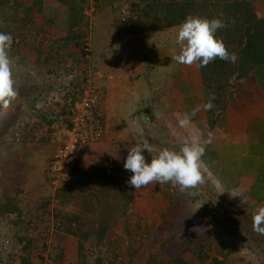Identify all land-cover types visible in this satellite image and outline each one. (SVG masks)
I'll return each mask as SVG.
<instances>
[{"label": "crops", "instance_id": "0c3cea01", "mask_svg": "<svg viewBox=\"0 0 264 264\" xmlns=\"http://www.w3.org/2000/svg\"><path fill=\"white\" fill-rule=\"evenodd\" d=\"M177 30L178 27H171L121 36L119 44L109 46L104 42L105 49L94 51L95 60H99L98 66L110 78L104 83L101 94L103 138L85 148L92 153L93 146L99 143L106 151L104 162L107 163L110 148L114 145L147 139L156 149L169 148L178 151L186 138L199 134L201 140H204L211 131L212 142L206 147L203 157L205 178L219 197L246 213L254 214L258 207L264 205V62L255 64L247 78L230 81V87L221 95L214 92L215 100L212 102L215 107L205 111L203 106L209 101L210 95L204 88L200 67L178 64L171 60L169 55L171 49L179 50V45L176 44ZM23 56L24 54L17 61L20 62ZM40 68L43 70V67ZM41 75H37V82L34 79L29 83H47L48 80ZM28 80L30 79L21 80L18 84L21 86L17 88L19 95L5 113L6 117L16 119L13 122L14 127L23 133V139L12 140L8 132H13L14 128L12 130V127H9L7 135L0 138V151L7 150L4 151L5 157H15L19 146L21 152L32 150V156L26 159L28 164L40 168L41 164L46 162L45 167L51 175L50 162L54 148L51 145L49 128L51 124L60 122L65 115L61 114L62 107L58 103L45 106L40 101L44 92L38 97L42 110L38 104L34 105L32 91L35 88L30 90L29 87H23ZM196 107L201 110L192 117L191 124L186 128L180 127L178 121L182 115L191 113ZM136 113L140 116L139 121L134 117ZM126 116H129L126 119L129 118L130 123L124 127ZM1 122L0 119V124ZM10 124L7 126H11ZM137 132L142 134L136 139ZM31 134L46 136L48 142H41L47 145L45 149L33 143L29 136ZM48 148L51 151L46 154ZM43 153L46 155V161L38 164L32 161ZM42 171H45L44 167ZM35 174L25 181L30 183L39 176L38 180L41 182L46 177L43 172ZM169 185L171 184H160L161 188L155 185L156 193L148 196L151 198L150 202H155L152 204L154 208L160 207L158 198L162 193L161 189L171 190ZM18 187L15 185L14 190ZM178 196L179 199L173 208L180 204L190 217L196 219L195 223H188V218H185L181 224H172L171 220L165 221L166 224H157V217H153V208L141 206L140 210H137L138 217H141L140 224H149L151 229L146 244L150 247V252L143 258L148 264L156 262L158 257L161 259L159 263L164 264L188 253L195 245H211V227L201 223L193 205L188 206L192 204L190 198H186L185 194ZM167 204L169 205L170 201ZM167 204L165 202V205ZM194 228L199 231H194ZM66 250L67 248L64 249L65 254ZM140 253L141 251L138 255ZM135 259L137 260V257Z\"/></svg>", "mask_w": 264, "mask_h": 264}, {"label": "rangeland", "instance_id": "374dc122", "mask_svg": "<svg viewBox=\"0 0 264 264\" xmlns=\"http://www.w3.org/2000/svg\"><path fill=\"white\" fill-rule=\"evenodd\" d=\"M21 1L22 3L30 6L33 12L36 11L35 4L37 0ZM137 1L139 0H100L99 2L96 0H86V4H84L83 9L84 13L82 15L83 24L85 25V31L83 34L86 36L85 34L87 33L90 47L92 45L91 48L93 49L94 59V61H92L93 66H97L99 64V60H95L94 51H101L102 48L105 49L106 43H108L109 46H115L116 44L120 43L122 37L118 36L116 30L117 26H121L120 22H122V8L126 7L132 10V5L137 3ZM262 9H264V5L262 6ZM9 14H6V16L0 15V26L8 27L10 24L13 28L11 30L6 29L5 33L11 34L13 40L15 37V41L9 50V56L13 61L12 71L13 78L16 82L15 86L19 89L21 86L18 84H20L21 80L28 79L25 76L22 79V76L25 73H28L27 71L30 70L31 67L35 71H33L34 74L32 76L31 74L29 76H31V78L33 77L32 80L35 79V82H37V75H41L47 69L43 68L42 70V68H40V66L43 67V65H40L41 59L38 57L39 53L35 50L37 45L39 43L42 44L44 50L46 52H50L49 49L51 45L56 47V44L60 43L58 42L59 40L65 42V37L69 34L68 9L61 2L55 0H45L41 13H34L35 24L27 26V28L22 27L21 23H19V16L22 15L21 13L19 14L17 12L16 14ZM14 18L16 19L13 21ZM66 49L68 48H64L61 51L62 54L66 51ZM22 54H24V56L21 58V61H17V59ZM22 59L26 61L24 62ZM65 68H68L69 70L71 69V67L68 66ZM74 74L71 75L72 78ZM78 78L79 79H76V82L79 81L78 83L80 84L82 79L79 76ZM32 80L25 82L26 85H23V87L28 88L30 85H32V83H29L32 82ZM51 82L54 83L53 86L55 87L56 84H58V86L60 84L56 78H51L50 83ZM39 85L41 86V84ZM32 92L34 94L33 96L38 93H36V89ZM54 92L55 91H53V93ZM5 113L6 111L0 110V119L2 120L0 124L1 139L7 135V129L9 127H12V129L14 128L13 122L16 120L14 117H6ZM41 115L44 116V114ZM127 117L129 116L125 117L126 121L123 124L124 127L130 123L128 121L129 118L126 119ZM134 117L137 121H139L140 116H138L137 113ZM9 124L11 126H7ZM140 125L141 129L143 130V123L141 122ZM128 127H130V125ZM141 134L142 133L137 132L136 139L141 136ZM12 140H9V142H12ZM33 143L36 142L33 141ZM37 144L43 148L47 146L41 142ZM51 145L53 148H55L54 143L51 142ZM46 150L48 152L46 154H49L51 151L50 148ZM4 151L7 150L2 149L0 151V203L15 193V185L19 186L21 191L18 199L21 200L24 216L27 218L36 216V222L33 220L34 224L36 225L34 230L27 233L24 227V222V225L18 229L16 233L17 238L14 241L19 243L21 236H27L29 233L32 235L35 243H37V247H31L32 249L30 248L32 250L30 256L34 262L33 264H58V256L55 249L59 242L64 245V249L67 248V253L65 254L67 255V258L61 260V264H96L97 255L103 259L101 264H148L147 261L143 260V258L145 257L146 253L150 252V247L146 244H148L151 229L148 226L149 224H140L141 217H138L139 211L137 210H140L141 206H144V208H153L155 212L153 217H157V224H166L165 221L167 222L168 220L173 221L172 224H175L176 222H178L177 224H181L182 221H185V217H181L187 214V212L184 211L180 204L176 205L174 208L171 202V204H167L168 201L173 200L176 198L175 196L179 194H185L187 196L186 198H190L192 204H188V206L193 205V209H197L196 213H198L201 223L208 224V226L211 227L213 232V238L211 242L213 255L219 256V254H222L223 252L227 254V259L229 262H232L233 264H264V235H259L253 231L252 217L254 214L246 213L244 210L239 208L236 209V207L233 205H228L229 203L223 198L219 197L216 193L210 195L207 192L204 197H200L196 195L193 189L181 191L178 186L173 187L172 185H169V189L171 190L166 191L165 189H161L162 193L158 198L160 200V202L158 200L160 207L154 208L152 204H155V202H150L151 198L148 196L156 193L157 188H155V185H158V188H161L159 186L160 184H151L146 188L136 192V190L127 183L131 173L122 167L116 169L115 172L121 175L123 174L125 183L127 184V189L129 188V190L134 193V200L131 204L128 214L129 218L127 221L121 220L118 222V224L123 225L112 226L107 236H105L103 241L100 243L93 242L92 239L83 240L78 236L66 234L67 228L64 227L59 230L55 227V220L57 218H63V214L66 211H77L79 208L73 207V204L69 205L65 203V198L63 197L60 198L62 201H57L55 198L59 191L69 189L71 185H79V182H76L78 181L77 177L69 174L65 180L55 182L52 176L48 174V168L45 167L46 162L41 164L42 166L40 168L28 164L26 159L32 156L30 154L33 153L32 150L29 152H27V150H23V152H21L19 146L16 149L17 152L15 157L12 155L5 157ZM105 153L106 151L102 149L99 143L93 146L92 153L84 148L77 158L74 166L81 165L85 168V170H92L94 167L105 165L106 161L104 162V159L107 156ZM32 161L36 162V164L46 161L45 153L41 154L39 158L33 159ZM47 162L49 163V160ZM42 167H44L45 171H42ZM122 169L124 171H122ZM39 172L46 173V177L42 179L41 182L38 180L39 176H37L36 180H31L30 183L25 181L33 173L38 174ZM9 180H11L12 183L9 182ZM54 195V201H50L49 203H52L51 206L40 208L41 202L42 204L46 203V200L52 199V196ZM165 202L167 205H165ZM215 207L218 208V212L214 211ZM40 210H43V214L41 216L37 215L36 213ZM234 210H237V212ZM157 215H159L160 218ZM12 219L14 218H11L10 216L0 217V244L6 250L10 248V244H7L6 242L8 240L7 234L11 233L12 235V230L15 231V229H10ZM134 220H137V222ZM144 221L145 220L143 219V222ZM65 223L67 224V222ZM125 226H129V228L125 229ZM44 241H46L47 248H49L47 250L42 248ZM81 242L84 245L82 254L83 258H81L80 254L79 244ZM141 242H143V246L140 250L141 253L139 255L137 253L132 258V260H129V256L131 254L130 251L132 250L130 248L134 245L137 246ZM76 248L78 250L77 253ZM19 256V251H12L11 253L7 254V258L15 259V264L22 263V260ZM136 257L137 260L135 259ZM113 258L116 259L115 262ZM187 258L190 264H200L199 261L196 260V258L191 254H188ZM133 259H135V263ZM159 262H161V259L158 257L157 261L153 262V264H160Z\"/></svg>", "mask_w": 264, "mask_h": 264}, {"label": "trees", "instance_id": "16d2710c", "mask_svg": "<svg viewBox=\"0 0 264 264\" xmlns=\"http://www.w3.org/2000/svg\"><path fill=\"white\" fill-rule=\"evenodd\" d=\"M44 1L45 0L36 1V13H41ZM55 1L63 3L68 9L69 34L65 37V42L57 40L60 43L56 42L58 43L56 47L51 45L49 49L50 52H46L43 45L40 43L37 45V48H35L39 53L38 57L41 59L40 65H43V68H47L45 71L47 73L44 72L42 76L48 80L47 83L41 86L34 82L29 86V88H31L30 90L35 88L36 93L38 92L33 96L32 103L34 105L38 104L40 110H42L40 101L46 104L47 100L45 95L51 96L53 94L54 83H50L49 79L53 76L57 77L62 69H66L65 67L67 66L73 67L74 64L79 66L78 69L80 71V65L83 61H87L86 54L88 53H91V61H94L93 49L91 48L92 45L90 47L87 33L85 34L86 36L83 34L85 25L83 24L82 15L84 13L83 9L86 0ZM96 1L99 2L100 0ZM23 4L21 0H0V15L6 16V14L9 13H21L22 15L19 16V23H21L22 27L27 28V26L35 24V12H33L30 6ZM263 5V0H142L132 5L133 9H129L131 15L128 18L124 21L121 18V26H117L116 32L118 36L121 37L141 33L143 31L178 27L188 15L209 19L222 18L227 26L218 30L216 35L223 39L228 51L237 53L239 58L236 63L226 62L217 58L209 63L207 67H200L206 92L209 95L214 92L221 95L230 87V81L236 82L247 78L255 64L264 62ZM15 19L16 18H14L13 21ZM6 29L11 30L13 28L10 24L8 27L0 26V32L5 33ZM14 41L15 37L13 43ZM64 48L68 49L62 54L61 51ZM94 67L99 66L97 65ZM33 71L35 70L32 69L27 71L28 73H25L22 77L25 76L32 80L33 77L31 78V76L34 74ZM30 74L31 76H29ZM78 76L85 77L75 74L71 79L72 82L70 83V87L73 92V101L77 99V95L83 86L82 81L80 84L78 83L79 81L76 82V79H79ZM63 88L65 89L64 85ZM40 95L41 98L39 101L38 97ZM62 109L61 114H64L67 116L65 118H68L69 116L66 110ZM27 125L28 123H26V127ZM8 133L11 135L12 139H23V133L15 127L13 132L10 131ZM29 136H31L32 141L36 142V144L44 141L48 142L46 136L43 134L39 136L31 134ZM134 144L135 143H126L119 146H111L108 162L105 163V165L94 167L92 170H85L81 165L72 167L70 175L72 174V176L77 177L78 181L76 182H79V185H71L69 189L59 191V193L56 194L55 200L62 201L60 198L63 197L65 198V203L69 205L73 204V207H78L79 209L77 211H66L63 214V218H57L55 220L56 228L61 230L65 227L67 228L66 234L78 236L83 240L92 239L93 242L100 243L105 236H107L112 226L123 225L118 224L121 220L127 221L131 204L134 200V193L129 190V188L127 189V184L125 180H123V174L116 173L115 170L120 167L125 169L123 163L128 155V149L134 146ZM144 155L146 160L150 162L151 155L147 152H145ZM20 191L19 187L16 188L15 193L11 195V197L0 203V217L10 216L14 218L12 219L10 229H15V231L12 230V235L11 233L7 234L8 240L6 242L10 244V248L6 250L0 244V264L16 263L14 258H7V254L12 251H19V257L22 260L20 264L34 263L30 254L32 253L31 249L37 247V243H35L32 235L29 233L27 236H21L19 243L14 241L17 238L16 233L18 229L24 225V222L27 233L34 230L36 225L33 221L35 220L36 222V216L31 218L24 216L21 200L18 199ZM193 191L200 197H204L207 192L210 195L216 193L213 186L206 178L205 183L193 189ZM54 197L55 195L52 196V199L46 200L44 204L41 202L40 208L51 206L52 203H49L50 201H54ZM175 197L176 198L170 201L172 205L179 199L178 195ZM228 205L231 204L229 203ZM214 211L218 212V208L215 207ZM234 211L237 212V210ZM184 217L188 218V223H195L196 221L195 218L190 217L188 214H185ZM65 222H67V224ZM128 228L129 226H125V229ZM42 245L44 250L49 249L47 248L46 241H44ZM79 245L81 258H83L84 245L82 242ZM142 246L143 242L130 248L132 250L130 251L129 260H132V258L140 252ZM55 250L58 256V264H61L62 262L60 261L65 258L64 245L59 242ZM188 253L195 257L200 264H233L229 262L227 254L223 252L219 254V256L213 255L211 245L192 246ZM188 253L179 255L164 264H190L187 258ZM113 260L114 262L116 261L115 258H113ZM101 262H103V259L97 255L96 264H101Z\"/></svg>", "mask_w": 264, "mask_h": 264}, {"label": "clouds", "instance_id": "9594fccd", "mask_svg": "<svg viewBox=\"0 0 264 264\" xmlns=\"http://www.w3.org/2000/svg\"><path fill=\"white\" fill-rule=\"evenodd\" d=\"M226 26L222 18L209 19L188 15L178 26L176 44L179 45V50L177 51L176 48L170 50L171 60L189 67L193 65L207 67L217 58L236 63L238 54L229 52L223 39L216 35L218 30ZM12 44V35L0 32V110L3 111H7L19 95L13 78V61L9 56ZM213 100H215L214 93L204 104L205 111L215 107ZM200 110L196 107L191 113H184L178 121L180 127H188L192 117ZM212 135L210 131L207 139L204 140H201L199 134L192 135L184 140L178 151L169 148L156 149L147 139L142 142L137 141L134 146L129 147L123 163V167L131 173L127 183L136 192L151 184L170 183L173 187L178 186L181 191L203 185L206 171L203 157L206 147L212 142ZM145 152L151 155L150 162L146 160ZM252 221L253 231L264 235V205L258 207ZM193 230L199 231L195 228Z\"/></svg>", "mask_w": 264, "mask_h": 264}, {"label": "built area", "instance_id": "2783aa9c", "mask_svg": "<svg viewBox=\"0 0 264 264\" xmlns=\"http://www.w3.org/2000/svg\"><path fill=\"white\" fill-rule=\"evenodd\" d=\"M121 14L123 21L131 15L126 7L122 8ZM86 59L87 61L80 65V71L79 66L74 64L73 67L68 66L71 67L70 70L62 69L57 77L53 76L52 79L56 78L60 84L53 87L55 92L51 96L45 95L47 103L43 102L47 106L58 103L69 116L51 124L49 128L50 141L55 145L50 162V173L55 182L65 180L82 150L92 143L101 141L104 135L101 94L104 83L110 76L101 68L92 65L91 53L86 54ZM74 73L85 76L81 77L83 86L75 101L70 87L71 75ZM37 214L41 216L43 210Z\"/></svg>", "mask_w": 264, "mask_h": 264}]
</instances>
